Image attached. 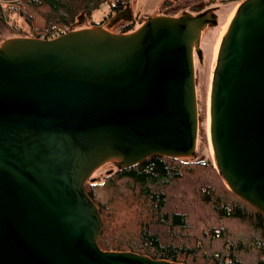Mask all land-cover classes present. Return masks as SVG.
Here are the masks:
<instances>
[{"label":"water","instance_id":"95a60500","mask_svg":"<svg viewBox=\"0 0 264 264\" xmlns=\"http://www.w3.org/2000/svg\"><path fill=\"white\" fill-rule=\"evenodd\" d=\"M208 12L0 44V264H176L101 251L83 187L111 161L120 170L199 150L192 48L206 27L214 168L264 218V0H245L223 25ZM130 21L126 6L108 27Z\"/></svg>","mask_w":264,"mask_h":264},{"label":"rangeland","instance_id":"374dc122","mask_svg":"<svg viewBox=\"0 0 264 264\" xmlns=\"http://www.w3.org/2000/svg\"><path fill=\"white\" fill-rule=\"evenodd\" d=\"M245 0H126L131 20H134L132 31L136 30L143 22L154 17H178L189 10L204 12L215 8L213 17L218 24H224L232 12ZM125 6V7H126ZM4 9V7H3ZM106 11L104 6L95 11L90 21L85 18L78 25L74 23L72 30L80 29L89 24L99 27L106 32L119 34V30L125 22H119L113 27L109 26V20L101 23ZM113 18V17H112ZM111 18V20H112ZM10 24V20L8 21ZM41 22L36 20L32 30L27 31L18 21L13 24L21 30L22 34L14 35L9 29L0 27V44L12 37L34 36L38 32L35 28ZM93 24H100L93 26ZM12 24L9 25L11 27ZM131 31V32H132ZM20 32V33H21ZM24 32V34H23ZM130 33V32H129ZM215 41V33L212 29L204 28L198 42L192 48V65L197 111V134L195 145L199 150L186 159H167L174 161L181 168L182 178L167 192L168 201L164 209L166 213L178 212L186 215L187 230L183 232H169L164 227L151 225L149 230L160 236L162 243L177 242L185 244L189 250L195 252V264H209L207 260H213V256L225 258L230 256L234 264H264V256H259L257 245L264 244L262 235L253 231L243 223L234 220L216 218L207 205H203L202 198L212 199L219 204L246 207L248 212H256L248 205L233 196L222 182L216 172L212 160L208 131V96L210 90L211 50ZM200 53V61L196 59L195 50ZM165 159V158H164ZM211 166H210V165ZM116 171L115 162H108L93 172L89 185L96 187L102 185L104 179ZM225 189V192H223ZM94 202L100 206L107 204L106 195L99 194L98 190H92ZM207 193V195H205ZM133 202L125 203L116 201L108 206L107 220L109 226L108 239L116 244L138 248L142 246L138 240V223L140 216ZM102 222V221H101ZM102 227V226H101ZM256 241L255 243L253 242ZM254 243V244H253ZM128 248L123 249L126 251ZM143 250V248H141ZM118 252V251H104ZM129 252V251H126ZM131 253V252H129ZM133 253V251H132ZM191 260L187 259L186 264Z\"/></svg>","mask_w":264,"mask_h":264},{"label":"trees","instance_id":"16d2710c","mask_svg":"<svg viewBox=\"0 0 264 264\" xmlns=\"http://www.w3.org/2000/svg\"><path fill=\"white\" fill-rule=\"evenodd\" d=\"M103 6L106 13L100 24L120 13L126 6V0H0V27L9 29L10 33L14 35H20L22 34L21 30L15 28L13 24L20 21L29 31L34 28L36 20H39L41 24L35 28L38 32L33 33L34 36L28 37L47 40L52 34H61V32L72 30L71 28L80 15L83 16V19L90 21L94 12ZM9 20L12 24L11 27H9ZM100 24H93V26ZM133 26L134 20L124 23L118 33L127 34L132 31ZM173 162L160 157H150L128 169H116L104 179L100 186L93 187L88 182L85 183L84 193L96 206L102 221L97 240V246L101 251H129L131 253L133 251L134 254L146 256L152 260L186 264L187 259H190V264H195V252L189 250L185 244L162 243L160 236L149 230L151 225L164 227L169 232L187 230L186 215L178 212H164L168 201V190L182 178L180 166ZM94 189L98 190L99 194L106 195L107 204L100 206L94 202V193L92 192ZM116 201L135 204L133 206L136 207L140 216L138 240L142 246L138 248L124 247L108 239V206L111 203L115 204ZM201 201L203 205L209 207L216 218L243 223L249 229L260 233L264 240V218L258 212H248L246 207L219 204L207 196ZM253 242L256 241L253 240ZM125 248L128 249L124 251ZM256 250L260 257L264 256L263 243L260 246L257 245ZM213 258V260H207L209 264H234L230 256L224 259H216L217 256H213Z\"/></svg>","mask_w":264,"mask_h":264},{"label":"built area","instance_id":"2783aa9c","mask_svg":"<svg viewBox=\"0 0 264 264\" xmlns=\"http://www.w3.org/2000/svg\"><path fill=\"white\" fill-rule=\"evenodd\" d=\"M65 33H67V32H61V34H58V33L52 34V35L50 36V39H47V40H52V39H54V38H56V37H59V36L65 34ZM42 40H43V39H42Z\"/></svg>","mask_w":264,"mask_h":264},{"label":"flooded vegetation","instance_id":"af4514ba","mask_svg":"<svg viewBox=\"0 0 264 264\" xmlns=\"http://www.w3.org/2000/svg\"><path fill=\"white\" fill-rule=\"evenodd\" d=\"M215 8H211V9H208V10H205V11H209L208 13H210V12H213V10H214ZM200 55V54H199ZM201 58V57H200ZM196 59L198 60V58L196 57ZM198 61H200V59L198 60Z\"/></svg>","mask_w":264,"mask_h":264}]
</instances>
